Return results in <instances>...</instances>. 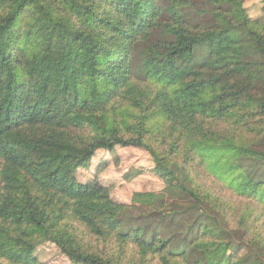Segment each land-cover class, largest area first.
I'll list each match as a JSON object with an SVG mask.
<instances>
[{
    "label": "trees",
    "instance_id": "obj_1",
    "mask_svg": "<svg viewBox=\"0 0 264 264\" xmlns=\"http://www.w3.org/2000/svg\"><path fill=\"white\" fill-rule=\"evenodd\" d=\"M246 1L0 0V233L17 213L72 264H264V16ZM61 142L88 162L143 150L165 186H42Z\"/></svg>",
    "mask_w": 264,
    "mask_h": 264
},
{
    "label": "rangeland",
    "instance_id": "obj_2",
    "mask_svg": "<svg viewBox=\"0 0 264 264\" xmlns=\"http://www.w3.org/2000/svg\"><path fill=\"white\" fill-rule=\"evenodd\" d=\"M246 8L254 20L264 16V0H247ZM72 11L81 20L90 21L78 10ZM48 152L53 160L35 173L36 180L42 186L66 183L73 175L83 183L98 176L111 183L113 196L121 202H130L136 192L157 191L165 186L164 181L153 173L148 153L137 148H118L113 153L101 151L92 162L82 158L76 147L68 142L58 143L50 147ZM204 186L208 187L205 184ZM230 206L231 204H223L222 210L231 216ZM252 220L254 228L251 234L257 239L264 240V211L257 208L252 212ZM11 221L15 230L11 233H0V249L11 262L0 256V264H72L58 251L55 244L47 239L45 228L38 225L25 226L24 220L17 213L13 215ZM231 222L236 225L233 218ZM23 230L26 232L25 242L19 240L24 236ZM240 244L241 242H236L231 250L232 262L237 260Z\"/></svg>",
    "mask_w": 264,
    "mask_h": 264
}]
</instances>
